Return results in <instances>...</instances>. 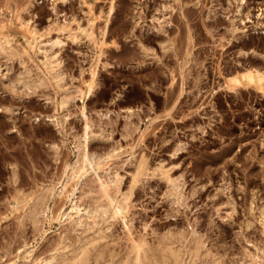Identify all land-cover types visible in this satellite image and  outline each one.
Returning a JSON list of instances; mask_svg holds the SVG:
<instances>
[{"label": "rangeland", "instance_id": "rangeland-1", "mask_svg": "<svg viewBox=\"0 0 264 264\" xmlns=\"http://www.w3.org/2000/svg\"><path fill=\"white\" fill-rule=\"evenodd\" d=\"M112 1L115 8L105 37L107 51L98 64L93 91L83 100L79 96L80 91L75 89L86 87L85 81L90 77L91 64L94 62L90 59L93 58L94 50L98 51L99 46L95 43L102 38L100 34L103 35L102 27ZM228 3V0H0V36L5 30L1 25L5 19V23L16 33L13 42L21 50L25 33L31 38L40 36V42L48 46L51 45L50 40L58 35L65 39L63 44H56L50 51H58V60L62 59L63 66L60 69L64 76L61 80L53 78L40 61L42 51L37 53L32 49V58L29 59L25 54L23 57L0 55V252H3L0 253V264L9 261L8 264H21L24 261L21 255L28 249L45 257L48 254L41 252L42 246L44 248L50 238H56L67 224L66 215L59 219L57 214L59 211H69L72 200L67 195L69 191L63 193L67 197L58 193L65 177V163L76 156L75 134L83 131L84 119L80 113L83 101L86 113L93 119L94 130L104 134L103 137L94 138L90 147L99 154L116 147L117 157L109 161L120 163V167L112 163L115 167L112 165L109 172L114 169H118L121 174L125 172L123 186L128 184L129 171L135 168L141 156L145 155L149 161L150 173L145 175L147 177L143 175L145 182L141 179L135 186L133 206L128 212V217L135 216L139 227L143 221L150 219L149 230H146L152 231L156 226L159 234L174 227H182L187 233L196 230L203 240V258L200 257L197 264L214 263L213 259L216 258L223 264H240L249 261L252 253L261 256L264 264V224L260 219L261 205H264V161H261L264 158V85L260 89L256 85H237L229 79L238 74L243 62L246 66L264 69V0H247L242 5L240 13L245 15L249 11L252 13L250 17L256 19V25L260 26L256 31L248 26L249 30H245L247 35L242 34V30L236 31V35L228 30L231 18L241 15L237 13L235 2L232 5ZM162 4L168 6L162 8ZM202 5L205 12L210 8L219 11L217 23L207 19L208 24L212 23L211 31H208L210 25L202 23L200 19L199 7ZM55 6L59 13L55 14ZM181 8L182 11L187 9V17ZM156 16H160L161 21L155 19ZM89 18L94 20V36L82 32L79 33L80 37L74 39L73 35L79 30L78 25H87ZM26 21L30 22L29 25ZM58 21L60 25L65 24L59 27ZM247 24L252 25V22ZM33 26L37 28L36 32ZM71 28L77 30L74 32ZM33 29L35 36L31 34ZM238 59L242 65L230 69L232 62ZM222 68L225 71L221 74L219 71ZM40 76L46 78L47 82L40 84ZM3 77L11 88H15L12 89L14 92L1 84ZM30 85L33 86L31 89ZM69 92L76 96L64 108L60 107L61 98L70 95ZM34 114L40 115L41 119L35 120ZM45 114H55L64 127L59 130L58 125L49 121ZM53 142L59 143V147L55 149ZM110 162L104 163L101 169L109 166ZM163 162L166 163L163 165ZM160 165L173 169L170 168V174L177 181L180 180L178 183L181 186L178 188L183 195L165 193L169 182L157 171ZM75 180H71L67 188L71 189ZM20 181L25 184H20ZM149 181L152 184L147 185ZM47 184H55V193L49 200L46 212L39 214L41 219H45L40 220L36 228L28 214L29 205L33 204L34 196ZM81 187L77 195L83 193ZM88 195L86 193L79 199L83 202L82 207L87 205ZM58 196L62 198L61 202ZM178 197L182 198L178 200ZM230 200L232 203H229ZM52 206L55 207L52 209ZM216 207H221L222 211ZM245 217L252 219L249 226L243 223L248 221ZM121 221L118 219L116 225H112L114 231L119 227V234L123 232ZM74 232L76 235L80 230ZM154 234L151 232L148 235L152 237ZM206 251L210 252L207 259Z\"/></svg>", "mask_w": 264, "mask_h": 264}, {"label": "bare ground", "instance_id": "bare-ground-1", "mask_svg": "<svg viewBox=\"0 0 264 264\" xmlns=\"http://www.w3.org/2000/svg\"><path fill=\"white\" fill-rule=\"evenodd\" d=\"M201 1V0H200ZM213 1V0H211ZM190 2V1H189ZM228 4H233L235 2V4H237L238 8L236 9L238 12L240 13L242 10V5L247 3V0H228ZM211 3V2H210ZM184 4V3H183ZM195 4H198V1H195ZM200 4V2H199ZM202 4V3H201ZM200 4V5H201ZM163 5V4H162ZM205 5V3H204ZM204 5L200 6V10H199V16L200 19L202 20V23L210 25L207 23V19L209 18L211 21L214 22H218V18H219V11L215 8H210L209 10L207 9V12H205L203 9ZM164 7L162 8H166V6L168 5H163ZM199 6V5H198ZM208 6V5H207ZM206 6V7H207ZM114 8H115V4L112 1L109 5V9H108V15L106 18V23L105 25L102 27L103 28V35L100 34L102 36V38H99L96 40L95 45H98V51L94 50V54H93V58L90 59V61L92 62V66L90 68V77L88 80L85 81L86 87L82 88V87H78V89L75 90H79L80 91V98H82L84 100V98L86 96H89L90 93L93 91V87L94 84L96 83V76L98 74L97 71V67L99 66L98 64L100 63L102 58V55L107 51L105 50V46L104 44L107 43L106 40V34L108 33L109 30V24H110V16L112 13H114ZM54 12L59 13L56 6L54 7ZM262 9V8H261ZM1 11V10H0ZM16 11V9H15ZM89 11V10H88ZM182 11V8H181ZM204 11V12H203ZM251 11V10H250ZM5 12V11H4ZM223 12V11H222ZM263 12V10H262ZM261 12V13H262ZM15 13V12H14ZM183 15L187 17L188 15V11L187 9L184 8V10L182 11ZM17 14V13H16ZM241 14V13H240ZM252 13H249V11L246 12V14H237L239 15V17L237 18L236 16H234L233 18H231V22L229 23V25L227 26L228 30H230L233 34L236 35V31L238 30H242L244 32H242V34H246L245 30H249V28L247 29L248 26H250V28L253 30L255 29V31L257 30L256 28L260 27L257 26L255 23V20H253L250 16ZM263 14V13H262ZM1 15V14H0ZM3 15V14H2ZM15 15V14H14ZM163 15V14H162ZM243 15V16H242ZM259 15V13H258ZM257 15V16H258ZM11 16V15H9ZM16 16V15H15ZM19 17V16H18ZM21 17V16H20ZM7 18V17H6ZM16 18V17H15ZM55 18V17H54ZM95 18V17H94ZM158 18V20L161 21L160 16H156L155 19ZM193 18V17H192ZM2 19V18H1ZM0 19V20H1ZM74 19V17H73ZM5 19L2 20V22H4V24H1L3 30L1 33L2 35L0 36V55L5 54L8 57H13V56H22L25 54L26 56L28 55V59L29 57L32 58V49H35V52H39L42 51L43 55L42 58H40V61L43 62L44 66H46L47 70L50 72V74L52 75L53 78H56L58 80H61L63 78L64 75L63 74V70L62 68L60 69V67H62L63 65H61L62 63V59L58 60V58L60 57L58 55V51L53 50V52H50L52 50V48L56 45V44H63L65 42V39L61 38L59 35V37L57 36V38L55 39H51V45L48 46L47 43H43L40 42L41 39H39L38 37L35 36V32L36 29L33 26L32 28L34 29L31 32V34L33 33V35L36 37L31 38L27 33H25V41L23 43V49L21 50L18 46L17 43L15 44L13 42V39L16 36V33L14 31V29H11L12 27L8 26L7 23H5L4 21ZM9 20V19H8ZM31 20V18H30ZM57 20V19H56ZM29 21V19H28ZM26 21V22H28ZM71 21V20H70ZM167 21V19H166ZM169 21V20H168ZM220 21V20H219ZM12 22V21H11ZM67 22V21H66ZM80 22V21H78ZM247 22H252V25L254 24V26L247 24ZM254 22V23H253ZM30 22H28L29 25ZM93 23L94 20L89 18L88 19V24L83 26L78 25L79 30L77 29H73L72 30H77V32L73 35V37H75L74 39L80 37L79 33L82 32H86L87 35H90L91 37L94 36V30H93ZM170 23V22H169ZM263 23V22H262ZM65 24V23H63ZM63 24H59L58 21V26H63ZM162 24V23H161ZM214 24V23H213ZM260 24V23H259ZM258 24V25H259ZM26 27V30L28 31V25L25 23L24 24ZM69 25V24H66ZM158 25V24H157ZM160 25V24H159ZM187 25V24H186ZM256 25V26H255ZM261 25V24H260ZM36 26V25H35ZM59 26V27H60ZM65 26V25H64ZM252 26V27H251ZM168 27V26H167ZM211 27V28H209ZM217 27V26H216ZM215 27V28H216ZM262 27V26H261ZM67 28V26H66ZM75 28V27H74ZM77 28V26H76ZM189 28V27H188ZM208 28L211 31L212 30V23L210 26H208ZM31 29V28H30ZM262 29V28H260ZM59 30H63V29H59ZM70 32H73V31ZM259 30V29H258ZM49 31V30H47ZM156 31V30H155ZM163 31V30H162ZM165 31V29H164ZM70 32H68L69 34H71ZM73 32V33H74ZM101 32V33H102ZM241 33V31H239ZM238 32V33H239ZM43 33V32H42ZM190 33V31H189ZM214 33V32H213ZM231 33V34H232ZM163 34V33H162ZM41 35V34H40ZM70 36V35H69ZM190 36V35H189ZM213 36V35H212ZM239 36V35H237ZM72 37V35H71ZM72 37V38H73ZM236 37V36H234ZM237 38V37H236ZM36 39V40H35ZM164 40V39H163ZM167 40V39H165ZM98 41V42H97ZM192 42V41H190ZM257 43V42H256ZM165 44V43H164ZM244 44V43H243ZM19 45V44H18ZM190 48V46H189ZM42 49V50H41ZM191 49V48H190ZM253 49V48H252ZM254 50V49H253ZM256 50V48H255ZM192 51V50H191ZM259 51V50H258ZM189 52V50H188ZM260 53V52H259ZM3 56V55H2ZM25 56V57H26ZM21 57V58H22ZM20 58V59H21ZM27 58V57H26ZM250 59V58H249ZM22 60H25V58ZM55 60V63H54ZM26 61V60H25ZM107 63V62H106ZM25 64V63H24ZM238 65H242V61H240L239 59L236 61H233L232 64L229 66L230 69H233V67H237ZM247 64L245 62H243V67H240L238 74L236 75H232L229 79L231 80V82L237 84V85H256L258 88H262L264 85V69L260 68V67H253V66H246ZM40 68V67H39ZM64 68V67H63ZM224 68V67H223ZM220 69V73L222 74L225 70ZM227 68V69H229ZM4 69V68H3ZM32 70V69H31ZM84 70V69H83ZM43 71V70H42ZM82 71V70H81ZM5 73V72H3ZM21 74V73H20ZM31 75V74H29ZM40 75V74H39ZM81 75V74H80ZM22 76V75H19ZM33 76V75H32ZM36 77V76H35ZM184 77V76H182ZM37 78V77H36ZM29 80V78H28ZM53 80V79H52ZM185 80V79H184ZM229 80V81H230ZM39 83L40 84H44L47 82L46 78L43 77H39ZM1 84L7 88H10L11 90L15 89V88H11L10 85H8L9 83H7V81L5 80V78L3 77L1 80ZM228 82V79H227ZM58 83V82H57ZM82 83V82H81ZM47 84H50L47 83ZM65 84V83H64ZM226 84V83H225ZM62 85V84H61ZM74 86V84H72ZM28 86V85H27ZM67 86V85H66ZM71 86V85H70ZM80 86V85H79ZM82 86V85H81ZM84 86V84H83ZM229 86V85H228ZM33 86L30 85L29 89H31ZM62 87V86H61ZM65 87V86H64ZM230 87L232 88L233 86L230 85ZM235 87V86H234ZM244 87V86H243ZM247 87V86H246ZM63 88V87H62ZM69 88V87H68ZM229 88V87H227ZM230 88V89H231ZM238 88V87H237ZM20 89V88H19ZM65 89V88H64ZM73 90V88H71ZM234 89V88H232ZM12 90V91H13ZM17 90V88H16ZM259 90V89H258ZM11 91V92H12ZM18 91V90H17ZM16 91V93H17ZM63 91V89H62ZM262 91V90H260ZM14 92V91H13ZM66 92V89H65ZM64 92V94H65ZM184 92V91H183ZM72 94L70 95H64L63 93V97L60 100V107L64 108L68 102L70 101V99H72L73 97H75L76 95H73V92H71ZM20 94V93H19ZM62 96V95H61ZM203 96V95H202ZM196 98V96H195ZM200 104V103H199ZM199 106V105H197ZM7 109H11L13 110L11 107H6ZM56 108V107H55ZM198 108V107H197ZM86 105L83 101L81 109H80V113L83 116L84 119V124L83 125V131L81 134H75L76 139H74V144L76 147V156L75 159L65 163L64 166V174L65 177L64 179H62V184L60 182V184L62 185L61 189L56 193H58L60 196L63 193H67L65 191H69L68 192V197H70L69 199L72 200V203L70 206L71 209L65 213H62L59 211V213L57 214V217L60 219L62 218V216L66 215L65 217V221L67 222V224H65L63 231L57 236L56 234V238H50L51 240L48 241L45 245L44 248L42 246L41 248V252H45L48 255H46L45 257L40 256V254H38L37 252L34 253L33 249L26 251L23 255H21L24 259V261L21 264H197V260L201 257L202 251H203V240L200 236V234H198L196 232V230H192V232L187 233V231L182 230L181 228H169L166 232L163 233H157L159 232L158 228L153 227L152 231L150 229V231H147L146 229H148V225H149V220H145L143 221L140 227V224L136 223V219L135 216H131L128 217V212L130 211L131 207L133 206V199H132V194L134 192V188H136L137 183L142 179L143 182H145L143 180V175H147L150 172H148V169H150L149 167V161L147 160V158L144 156H141L138 161L136 162L135 168L132 169L131 171H129L130 173V179L127 185H122V181H123V174L118 171V169H114L113 174H110L112 171L109 172L110 168H113L112 165H114V161L110 162L109 160L112 161V158L114 159L115 157H117V152L116 147L113 149H109V151H105L102 154H99L96 151H93L90 147L91 145V141L96 138V137H103L104 134L103 132H98L95 131L93 128V119L90 118L89 114L86 113ZM105 113V112H104ZM103 113V114H104ZM107 113V112H106ZM102 114V113H101ZM102 114V115H103ZM66 116H68V112L65 113ZM101 115V116H102ZM44 116H46V118L49 121L54 122L56 125H58L59 130H61V128L64 127V123L62 121H60L57 116H55V114H45ZM67 118V117H66ZM65 118V119H66ZM112 118V117H111ZM34 119L35 120H40L41 116L38 114H34ZM101 119V118H100ZM99 121V119H97ZM102 123V122H101ZM134 124V123H133ZM137 124V123H136ZM14 125V124H13ZM16 126V124H15ZM134 126V125H133ZM136 126V125H135ZM42 127V126H41ZM44 127V126H43ZM46 127H44L43 130H45ZM82 128V127H80ZM35 129V127H34ZM134 130V129H133ZM27 131V129L25 130ZM36 132L38 130H35ZM39 131H41L39 129ZM53 131V130H52ZM29 132V129L28 131ZM31 132V131H30ZM35 132V133H36ZM42 132V131H41ZM40 132V133H41ZM48 132V130H47ZM46 132V134H48ZM50 132V131H49ZM54 132V131H53ZM51 132V133H53ZM127 132V131H126ZM25 133V132H23ZM33 133V134H35ZM45 133V132H44ZM56 133V132H55ZM132 133V132H131ZM130 133V134H131ZM28 135L32 134V133H27ZM129 134V133H128ZM54 135V133L52 134ZM144 135V133H143ZM142 135V136H143ZM2 136V135H1ZM44 136V134H43ZM49 136V135H48ZM23 141V140H21ZM29 142V141H28ZM33 142V141H32ZM95 143V142H93ZM21 144V143H20ZM24 144V143H23ZM22 144V146H23ZM30 144V143H29ZM96 144V143H95ZM99 144V143H98ZM97 144V146H98ZM103 144V143H102ZM59 143L57 142H53L52 146L56 149L59 147ZM93 145V144H92ZM91 145V146H92ZM27 146V145H26ZM35 146V145H34ZM95 146V145H94ZM120 147V146H118ZM29 148V147H28ZM32 148V147H31ZM35 148V147H34ZM95 148V147H94ZM111 148V147H110ZM27 149V147H26ZM106 149V148H105ZM179 149V148H178ZM60 150V149H59ZM177 150V149H176ZM133 151V150H132ZM175 151V149H174ZM38 152V151H37ZM103 152V151H102ZM130 152V151H129ZM134 152V151H133ZM135 153V152H134ZM177 153V152H176ZM62 154V153H61ZM132 154V152H131ZM148 153H146L147 155ZM151 154V153H150ZM130 155V154H129ZM149 155V154H148ZM34 156V155H33ZM132 156V155H131ZM172 156V155H171ZM32 157V156H31ZM69 157V156H68ZM264 156H262L263 158ZM35 158V157H34ZM67 159V157H65ZM157 158V157H156ZM16 159V157H15ZM137 159V158H136ZM162 159V158H161ZM261 159V157H260ZM40 160V159H39ZM118 160V159H117ZM128 160V159H127ZM131 160V159H130ZM153 160V159H152ZM61 161V160H60ZM66 161V160H65ZM151 161V160H150ZM165 161V160H164ZM261 161H264V158L261 159ZM13 162V161H12ZM106 162H110L109 166L106 165L105 169H101L102 165ZM117 162V161H116ZM17 163V162H16ZM114 163V164H112ZM154 163V162H152ZM166 163V162H165ZM163 162V165L165 164ZM13 164V163H12ZM108 164V163H107ZM120 164V163H118ZM117 163L115 165H118ZM122 164V163H121ZM130 164V163H129ZM151 164V163H150ZM180 164V163H179ZM114 165V167H115ZM163 165H160L159 169L157 170L159 171V173L165 177L169 184H168V189L165 191V193L170 192V194H175V195H183L182 192L179 191V188L181 186L180 180L177 181L176 178H173L170 174V168H165ZM133 166V165H132ZM173 167V165H171ZM11 167V166H10ZM13 167V166H12ZM63 167V166H62ZM61 167V168H62ZM104 167V165H103ZM107 167V168H106ZM117 167V166H116ZM118 167H120L118 165ZM123 167V166H122ZM156 167V166H155ZM127 168V167H126ZM157 168V167H156ZM256 168V167H255ZM14 169V168H13ZM56 169V168H55ZM152 169V167H151ZM172 169V168H171ZM18 170V169H17ZM59 170V169H58ZM128 170V169H127ZM173 170V169H172ZM184 170V169H183ZM48 171V170H47ZM151 171V170H150ZM194 171V170H193ZM196 171V170H195ZM259 171V170H258ZM62 172V171H61ZM62 172V173H63ZM155 172V171H153ZM152 172V173H153ZM20 173V172H19ZM49 173V171H48ZM60 173V172H59ZM151 173V174H152ZM158 173V172H157ZM155 173V174H157ZM210 173V172H209ZM254 173V172H253ZM33 174V173H32ZM37 174V172H36ZM128 174V173H127ZM177 174V173H176ZM262 174V173H260ZM264 174V172H263ZM58 175V174H57ZM160 175V177H161ZM180 175V174H179ZM178 175V178H180ZM186 175V174H185ZM194 175V174H193ZM258 175V173H257ZM33 176V175H32ZM61 176V175H59ZM58 176V177H59ZM125 176V175H124ZM183 176V175H182ZM187 176V175H186ZM248 176V174H247ZM40 177V176H39ZM43 177V176H42ZM147 177V176H145ZM150 177V175H149ZM176 177V176H175ZM184 177V176H183ZM187 178V177H186ZM251 178V177H250ZM21 179V178H20ZM42 179V178H41ZM52 179V178H51ZM73 179L75 180V184L77 185H73V187H70L71 189L67 188V186L69 185V182ZM249 179V178H248ZM254 179V178H253ZM159 180V179H158ZM164 180V179H163ZM183 180V179H182ZM185 180V179H184ZM44 181V179H43ZM59 181V179L57 180ZM22 181H20L21 184ZM27 182V181H26ZM179 182V183H178ZM18 183V182H17ZM24 182H22L23 184ZM29 183V182H28ZM53 183H56L53 181ZM150 181L148 182L147 185H150L152 183H150ZM185 183V182H184ZM248 183V182H247ZM25 184V183H24ZM35 183H33L34 185ZM183 184V183H182ZM19 185V184H18ZM32 185V186H33ZM55 185V184H54ZM53 184H47L38 195L34 196V202L33 204L31 203L29 205V211L28 214L30 216V218L32 219L34 225L36 228H38V222L41 219L40 218V213H45L48 208H49V200L50 198L54 195L55 193V186ZM143 185V184H142ZM247 185V184H246ZM28 186V185H26ZM30 186V185H29ZM31 186V188H32ZM82 186V187H81ZM123 186V187H122ZM136 186V187H135ZM145 186V185H144ZM143 186V187H144ZM190 186V185H189ZM192 186V185H191ZM203 186V185H202ZM205 186V185H204ZM251 186V185H250ZM21 187V185H20ZM34 187V186H33ZM82 188V194H76L77 190L79 188ZM150 187V188H149ZM148 189H151V186H149ZM242 187V186H241ZM244 187V186H243ZM242 187V188H243ZM29 188V187H28ZM39 188V186L37 187ZM146 188V187H145ZM153 188V187H152ZM197 188V187H196ZM195 188V189H196ZM257 188V187H256ZM23 189V188H22ZM147 189V188H146ZM144 189V190H146ZM147 189V190H148ZM184 189V188H183ZM182 189V191H183ZM202 189V187H201ZM251 189V187H250ZM37 190V189H36ZM139 190V188L137 189ZM191 190V189H190ZM194 190V189H193ZM198 190V189H196ZM151 191V190H150ZM162 191V190H160ZM192 191V190H191ZM81 192V191H80ZM146 192V191H145ZM149 192V191H148ZM154 192V191H153ZM164 192V191H163ZM190 192V191H189ZM194 192V191H193ZM196 192V191H195ZM86 193H89V199H87V205L85 207H82V203L80 202L79 199H81ZM136 193V192H135ZM138 193V192H137ZM140 193V192H139ZM157 193V192H156ZM162 193V192H160ZM182 193V194H181ZM227 193V192H226ZM233 193V192H232ZM242 193V192H241ZM13 194V193H12ZM155 194V193H154ZM194 194V193H193ZM216 194V192H215ZM259 194V193H258ZM264 194V193H263ZM23 195V194H22ZM57 195V194H56ZM67 195L65 196L63 194V197H67ZM140 194H138L137 196H139ZM142 195V194H141ZM153 195V194H152ZM229 195V194H228ZM235 195V194H234ZM253 195V194H252ZM260 195V194H259ZM136 197V195H133ZM151 196V195H150ZM154 196V195H153ZM237 196V195H236ZM244 196V195H243ZM257 196V195H256ZM57 197V196H55ZM54 197V198H55ZM59 197V196H58ZM134 197V198H135ZM155 197V196H154ZM164 197V196H163ZM162 197V198H163ZM168 197V196H167ZM175 197V196H174ZM224 197V196H223ZM254 197V195H253ZM61 197H59L58 201L61 202ZM85 198V197H84ZM166 198V197H165ZM179 198L182 197H178ZM189 198V197H188ZM237 198V197H236ZM250 198V197H249ZM57 199V198H56ZM68 199V200H69ZM141 199V198H140ZM217 199V198H216ZM238 199V198H237ZM244 199V198H243ZM264 199V198H263ZM67 200V199H66ZM142 200V199H141ZM219 200V199H218ZM252 200V199H251ZM260 200V199H259ZM55 201V200H54ZM57 201V202H58ZM167 201V200H166ZM182 201V200H181ZM179 201V202H181ZM214 201V200H213ZM174 202V201H173ZM185 202V201H183ZM194 202V201H193ZM221 202V201H220ZM241 202V201H240ZM252 202V201H251ZM254 202V201H253ZM159 203V202H158ZM161 203V202H160ZM165 203V202H164ZM169 203V202H168ZM177 203V202H176ZM182 203V202H181ZM229 203H232V201L230 200ZM17 204V203H16ZM85 204V203H84ZM191 204V203H190ZM194 204V203H193ZM220 204V203H219ZM243 204V203H242ZM260 204V203H259ZM54 205V202H53ZM62 205V204H61ZM158 205V204H157ZM179 205V204H178ZM183 205V204H182ZM185 205V204H184ZM198 205V204H197ZM223 204H221L222 207ZM230 205V204H229ZM13 206V205H12ZM27 206V205H26ZM220 206V205H219ZM228 206V205H226ZM226 206H223L226 207ZM234 206V204H233ZM259 206V205H258ZM262 208L260 210V219L264 224V205H261ZM55 206H52V209ZM63 206H61L62 208ZM214 207V206H213ZM219 207L222 211V208ZM10 208V207H9ZM19 208V207H18ZM26 208V207H25ZM51 208V207H50ZM57 208V206H56ZM145 208V207H144ZM153 208V207H151ZM176 208V207H175ZM218 208V207H216ZM218 208V209H219ZM235 208V207H234ZM253 207H251L252 209ZM155 209V208H154ZM179 209V208H178ZM231 209V208H230ZM246 209V208H245ZM4 210V208H3ZM62 210V209H61ZM225 210V209H224ZM53 211V210H52ZM132 211V210H131ZM179 211V210H178ZM231 211V210H230ZM233 211V210H232ZM22 212V211H21ZM155 212V210H154ZM168 212V210H167ZM187 212V211H186ZM185 212V213H186ZM156 213V212H155ZM188 213V212H187ZM186 213V214H187ZM227 213V212H226ZM225 213V214H226ZM233 213V212H232ZM15 214V213H14ZM19 215H21L20 213H18ZM165 214V213H164ZM168 214V213H167ZM229 214V213H228ZM257 214V213H256ZM42 215V214H41ZM53 215V214H52ZM132 215V214H131ZM135 215V214H133ZM144 215V214H143ZM222 215V214H221ZM137 216V215H136ZM142 216V215H140ZM148 216V215H147ZM147 216H143V217H147ZM152 216V215H151ZM168 216V215H167ZM229 216V215H228ZM232 217V215H230ZM19 217V216H18ZM54 217V215H53ZM141 217V218H143ZM239 217V216H238ZM253 217V216H252ZM43 218V217H42ZM139 218V217H137ZM140 218V219H141ZM148 218V217H147ZM151 218V217H150ZM153 218V217H152ZM54 219V218H53ZM64 219V218H63ZM118 219H122L121 223L123 222V232L119 234L118 229L117 231H114L112 229V225L115 224V222ZM135 219V221H134ZM144 219V218H143ZM244 219V218H243ZM246 219V217H245ZM255 219V218H254ZM25 220V219H24ZM48 220V219H47ZM51 220V219H49ZM57 220V219H54ZM138 220V219H137ZM192 220V219H191ZM242 220V219H241ZM248 221L243 222L245 223L247 226H249L251 224V220L252 219H246ZM258 220V219H257ZM21 221V220H20ZM63 221V220H62ZM139 221V220H138ZM26 222V221H25ZM49 222V221H48ZM52 222V221H51ZM155 222V221H154ZM253 222V221H252ZM27 223V222H26ZM25 223V224H26ZM31 223V222H30ZM40 223V222H39ZM43 223V222H42ZM41 223V224H42ZM179 223V222H178ZM190 223V222H189ZM193 223V222H192ZM261 223V222H260ZM18 224V223H17ZM20 224V223H19ZM29 224V223H28ZM63 224V223H62ZM31 225V224H30ZM116 225V224H115ZM121 225V224H120ZM157 225V224H156ZM180 225V224H178ZM176 225V226H178ZM21 226V224H20ZM19 226V227H20ZM29 226V225H28ZM38 226V227H37ZM163 226V225H162ZM160 226V227H162ZM169 226V225H168ZM253 226V225H252ZM18 227V225H17ZM18 227V228H19ZM27 227V226H26ZM41 227V226H40ZM159 227V226H158ZM164 227V226H163ZM206 227V225H205ZM32 228V226L30 227ZM61 228V226H60ZM201 228V227H200ZM251 228V227H250ZM43 229V228H42ZM110 229V231H109ZM122 229V228H121ZM160 229V228H159ZM195 229V228H194ZM240 229V228H239ZM247 229V228H246ZM245 229V230H246ZM18 230V229H17ZM16 230V231H17ZM75 230H80V232L76 235H74V231ZM120 230V229H119ZM149 230V229H148ZM187 230V229H186ZM6 231V230H5ZM9 231V230H8ZM12 231V230H10ZM15 231V233H16ZM30 231V230H29ZM32 231V229H31ZM38 231V230H37ZM191 231V230H190ZM26 232V231H24ZM22 232V233H24ZM28 232V231H27ZM33 232V231H32ZM39 232V231H38ZM41 232V231H40ZM74 232V233H73ZM152 232V234H154V236L149 237L148 234H150ZM21 233V232H20ZM31 233V232H30ZM57 233V232H56ZM59 233V232H58ZM248 233V232H247ZM26 234V233H24ZM38 234V233H37ZM45 234V233H44ZM189 234L190 237H189ZM203 234V233H202ZM205 234V233H204ZM213 234V233H212ZM15 235V234H14ZM13 235V236H14ZM17 235V233H16ZM28 235V233H27ZM55 235V234H54ZM13 236L11 238V240L13 239ZM26 236V235H24ZM32 236V235H31ZM30 236V237H31ZM47 236V235H46ZM49 236V234H48ZM16 237V236H15ZM18 237V236H17ZM23 237V236H22ZM43 237V236H42ZM209 237V236H208ZM10 238V237H9ZM19 238V237H18ZM25 238V237H24ZM49 238V237H48ZM47 238V239H48ZM217 238V237H216ZM223 238V237H222ZM1 239V238H0ZM7 239V238H6ZM16 239V238H14ZM27 239V238H26ZM29 239V238H28ZM31 239V238H30ZM219 240V239H218ZM21 241V240H19ZM27 241V240H26ZM30 241V240H29ZM1 242V241H0ZM6 242V241H5ZM17 242V241H16ZM22 242V241H21ZM30 243V242H29ZM212 243V242H211ZM18 244V243H17ZM20 244V243H19ZM25 244V243H24ZM22 244V245H24ZM44 244V242H43ZM217 245V243H215ZM21 245V244H20ZM214 245V244H213ZM221 244L219 243V246ZM223 245V244H222ZM255 245V244H254ZM16 246V245H15ZM26 246V245H25ZM24 246V247H25ZM212 246V245H211ZM13 247V246H12ZM41 247V246H40ZM213 247V246H212ZM216 247V246H215ZM257 247H259L257 245ZM6 248V247H5ZM38 248V247H37ZM217 248H219L217 246ZM224 248V246H223ZM256 248V247H255ZM21 249V247H20ZM222 249V248H221ZM226 249V248H224ZM14 250V249H13ZM19 249H16V251ZM215 250V248L213 249ZM1 251V250H0ZM4 251V250H3ZM37 251V249L35 250ZM39 251V250H38ZM217 251V249H216ZM219 251V250H218ZM243 251V250H242ZM247 251V250H246ZM256 251V250H255ZM15 252V251H14ZM19 252V251H18ZM40 252V251H39ZM221 252V251H219ZM258 252V251H257ZM3 253V252H0ZM210 253L209 251L205 252V256L207 259V254ZM215 253V251H214ZM245 253V252H243ZM11 254V253H10ZM16 254V253H15ZM42 254V253H41ZM18 255V254H17ZM219 255V254H218ZM222 255H224V253H222ZM245 255V254H244ZM248 255V254H246ZM5 256V253H4ZM20 256V255H19ZM215 256V255H214ZM239 256V255H238ZM237 256V257H238ZM249 256L250 259L245 260V262H241L240 264H262L261 262V256L257 255V254H250ZM1 257V254H0ZM245 257V256H244ZM247 257V256H246ZM3 258V257H2ZM11 258V257H10ZM200 258V259H201ZM214 258V257H213ZM248 258V257H247ZM8 260H10L8 258ZM7 260V261H8ZM212 260V259H211ZM227 260V259H224ZM242 260V259H241ZM202 261V260H200ZM214 263H210V264H220L222 263L219 260L213 259ZM223 261V260H222ZM239 261V260H238ZM11 262V261H9ZM8 262V263H9ZM15 262V261H14ZM226 262V261H225ZM7 263V264H8ZM239 263V262H238ZM3 264V263H2ZM14 264V263H13ZM203 264V263H201ZM223 264V263H222ZM226 264V263H225ZM229 264V263H228Z\"/></svg>", "mask_w": 264, "mask_h": 264}]
</instances>
